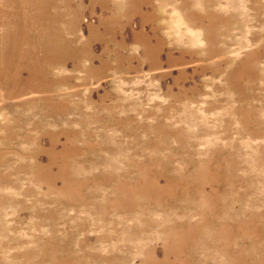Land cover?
<instances>
[{"label": "rangeland", "instance_id": "rangeland-1", "mask_svg": "<svg viewBox=\"0 0 264 264\" xmlns=\"http://www.w3.org/2000/svg\"><path fill=\"white\" fill-rule=\"evenodd\" d=\"M0 264H264V0H0Z\"/></svg>", "mask_w": 264, "mask_h": 264}]
</instances>
